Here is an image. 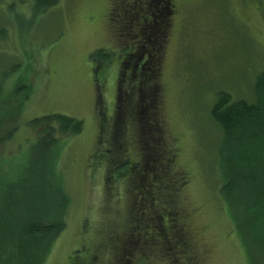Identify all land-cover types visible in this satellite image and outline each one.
Listing matches in <instances>:
<instances>
[{"label":"rangeland","instance_id":"1","mask_svg":"<svg viewBox=\"0 0 264 264\" xmlns=\"http://www.w3.org/2000/svg\"><path fill=\"white\" fill-rule=\"evenodd\" d=\"M35 5V0H0V252L10 250L0 264H24L21 248L12 245L22 238L23 217L36 212L37 197L47 199L43 207H52L59 195L67 202L66 229L42 264H73L86 254L84 245L98 248L111 235L120 239L107 244L104 264L131 259L132 264H264V228L255 229L244 214L248 205L242 195L222 192L240 145L224 142L211 115L220 91L233 101L264 98V0H151L150 9L141 6L153 15L171 13L162 70L150 84L162 90V136L169 149L176 145L175 168L183 184L171 197L165 180L156 209H166L164 220L171 226L164 203L171 200L189 241L185 251L147 247L146 260L134 245L131 181L107 179L123 159L117 149L109 153L108 137L99 138L101 113L108 119L116 113L121 50L135 45L119 26L132 18L142 27L147 13H133L124 0H59L43 11ZM143 32L151 37L147 28ZM102 48L115 55L98 69L90 56ZM49 114L82 119L85 129L46 150L37 145L30 121ZM145 119L142 113L139 122L118 123L120 148L132 160L145 153Z\"/></svg>","mask_w":264,"mask_h":264},{"label":"trees","instance_id":"2","mask_svg":"<svg viewBox=\"0 0 264 264\" xmlns=\"http://www.w3.org/2000/svg\"><path fill=\"white\" fill-rule=\"evenodd\" d=\"M35 7L40 10L56 5L59 0H35ZM151 0H134L130 4H126L128 10L132 9L133 13L136 11L142 12L141 6L143 2L145 8L148 10ZM132 3V4H131ZM130 6V7H129ZM125 11V10H124ZM148 12L147 17L142 18L140 27L139 20L131 21L129 23H123L119 26L120 31L124 32V36H128V40H135V45L127 46L124 44V48L121 50V55L124 56L125 61L128 63L125 65V70L134 67L137 62L141 60L147 61L146 67L148 68V62L155 61L152 48L150 44L157 43L156 41L163 36L161 28L164 27V23L171 17L170 12L160 13L159 16L153 15ZM133 16L134 15H130ZM130 19V18H129ZM147 21H146V20ZM140 28L136 30L135 28ZM150 32L151 37L146 36L143 32ZM137 33V36L134 35ZM171 36V35H170ZM165 39V38H164ZM156 51L158 57L163 56V48L159 47ZM155 53V54H156ZM114 53L108 49L102 48L94 51L91 54V59L97 63L109 64L114 58ZM144 57V58H143ZM133 64H130L132 63ZM160 62V61H156ZM129 67V68H128ZM149 69V68H148ZM261 78H264V69L262 71ZM259 74V75H260ZM262 78V79H263ZM124 99L127 96L124 94ZM256 100V98H255ZM128 102H132L131 99ZM21 107V106H20ZM123 110H130L127 101L123 103ZM20 110V108H19ZM105 114V112H104ZM103 113L101 122V132L104 135H100V142L102 138L108 137L109 145L108 149H111L109 153H115L117 149L123 159L122 163H119L117 167L109 171L107 179L109 183L117 182L120 180L131 181V187L134 189V206L135 211L133 214V227H136L134 238V245L136 253H141V258L146 260L148 250L155 248L165 247L168 250L189 247L188 237L185 234L184 224L181 223L180 212L178 208L172 205V201H164L168 207V215L171 217L170 223L164 220V214L166 209H156L158 195L161 194V188L164 185L165 180L168 182L166 186L171 185L169 188V195L172 197L176 191L179 190V186L183 184V180L178 177L179 173L175 168V160L172 159L173 148H168V144L164 140L162 134L163 125H159L160 116L157 114L151 119L145 115L144 123L146 127L142 130L145 136L142 138V145L144 142L145 153H140L141 158L138 160H132L128 158L124 149L120 148V145L124 143L122 140V133L116 124L105 117ZM125 120H132L133 122H139L140 113L138 111H130L123 113ZM212 118L223 130L224 142L228 138L230 144H239L240 154L238 155L235 164L229 165V172L224 185L222 186V192L228 196V194L234 192L242 195L243 200L247 202L248 207L244 208V214L254 220L255 229L260 227L264 228V98H259L254 102L247 100H232L231 94L227 91H220L217 94V99L211 110ZM112 122V123H111ZM137 124V123H136ZM30 127L36 133L38 137L37 145H42L46 150H53L57 147L59 140L62 137H70L82 134L85 129V122L82 119L74 118L65 114H49L41 117L34 118L30 121ZM223 142V143H224ZM2 143V142H0ZM114 145V146H113ZM39 149V147H36ZM124 153V156H123ZM1 158V154H0ZM123 168H126L122 171ZM113 172L118 173L113 176ZM175 176V177H174ZM178 180L180 182H178ZM127 182V181H126ZM128 185V183H127ZM179 185V186H178ZM129 186V185H128ZM167 189V188H166ZM62 194V193H61ZM241 197V198H242ZM252 200L247 201L246 199ZM57 201L51 202L52 207L49 204L43 203L47 201L45 197H37L34 204H37V208H33L36 212H29L22 219V226L20 224L19 239L12 240V245L15 248H21L18 254L24 259V264H42L44 257L47 255V251L50 245L56 240L57 236L66 229V224L63 220V213L66 209V199L59 195L56 197ZM243 201L242 203H244ZM48 202V201H47ZM42 205V206H41ZM177 212L179 213L177 215ZM179 216V217H178ZM154 227L156 229L155 234H150L148 229ZM185 235V237H184ZM108 241L99 243V247L95 248L93 245H84L83 250H86V254L81 258L72 260L73 264H102L104 259V252L107 248V244L116 242L120 239L117 235H111L107 238ZM109 242V243H108ZM21 243V244H20ZM38 243V245H35ZM161 246V247H159ZM148 250L144 252L145 249ZM135 250H132L135 252ZM10 251V250H9ZM8 252H0V256H7ZM80 250L76 251L78 254ZM15 256H12V258ZM105 261V259H104ZM104 264V263H103Z\"/></svg>","mask_w":264,"mask_h":264},{"label":"flooded vegetation","instance_id":"3","mask_svg":"<svg viewBox=\"0 0 264 264\" xmlns=\"http://www.w3.org/2000/svg\"><path fill=\"white\" fill-rule=\"evenodd\" d=\"M124 2L125 4L129 3V1L127 0H124ZM171 5L172 12H176L177 4L173 1ZM171 21L172 19L170 17L164 23L165 29L164 27L161 28V31L164 33V37H160V39L156 41L157 43L150 44L155 61L152 63L150 61L148 62L149 69L146 67L147 61H144L143 59L140 61V63L137 62L134 67H128L129 69L125 70V65L128 63L125 61L124 57H121L117 80V108L116 113H114L113 116L109 118V120L117 126L118 123L121 124L123 122V119L125 118L123 115L124 112L127 113L130 111H138L140 114L144 113L145 115H147V118L149 119H151V117L157 116V114L160 113L159 110L162 105V102H160V100L162 99V90L161 92L160 90H155L157 87H153L150 84V81L153 79H158V76L161 73L162 55L159 58L156 51L159 50V47H162V52H164V49L170 41V32L172 27ZM157 60L160 62H156ZM130 64H133V62ZM100 68H102V66L98 67V69ZM124 94L127 96V99H124ZM130 99L132 102H128ZM126 101L128 103V106H130V110H123V103ZM160 119L161 120H158V123L162 126V123H164V121L162 120V118ZM172 148V159L176 160V156L178 155L176 145H173ZM128 262V264H132L133 260L131 259Z\"/></svg>","mask_w":264,"mask_h":264}]
</instances>
